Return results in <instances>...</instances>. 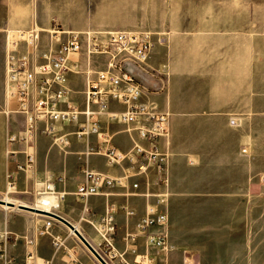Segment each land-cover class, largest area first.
Masks as SVG:
<instances>
[{
  "label": "crops",
  "instance_id": "obj_1",
  "mask_svg": "<svg viewBox=\"0 0 264 264\" xmlns=\"http://www.w3.org/2000/svg\"><path fill=\"white\" fill-rule=\"evenodd\" d=\"M71 30L81 28L140 30L132 23L99 22L87 25L78 20L64 21ZM246 23L244 15H232L214 22L212 15L179 13L169 24L157 29H168L166 40L156 42L150 54V63L168 71L166 88L159 93H147L146 98L159 110L167 111L168 135L160 138L159 146L168 155L169 176L165 231L171 250L166 264H264L260 214L261 187L264 178L254 167H246L239 147L244 144L247 122L264 115V69L261 67V38L259 28ZM47 27L49 19L37 2L31 0H0V194L6 188V174L15 169V163L6 155L8 129H17L21 118L14 112L15 102L6 94V28ZM252 27V31H245ZM147 30V29H141ZM258 33V34H257ZM257 34V35H256ZM263 70V75H262ZM71 99L81 102L83 82L80 76H71ZM73 86L78 88L74 89ZM73 94H79L80 98ZM235 118V121L231 119ZM247 121V122H246ZM114 143L127 149L131 142L123 126L110 124ZM49 146V139H37L36 165L29 181L30 188L47 173L61 175L55 182L57 189L68 195L59 207V214L73 224L86 240L97 248L99 236L90 222H95L106 202L127 203L136 216L127 220L121 212L116 215L115 243L126 231H133L137 217L143 213L144 200L136 196L103 194L78 200L72 194L83 180L73 154L64 155ZM72 139V150L81 149ZM249 148L251 146L249 145ZM254 159L258 147L252 144ZM15 159L22 160V155ZM89 166L115 176L118 166H107L100 156H90ZM23 174L17 172L15 180ZM252 197L250 201L245 197ZM89 208V212L83 210ZM14 209V207H10ZM40 216V215H38ZM43 218L33 217L27 210L11 212L0 210V230L6 228L19 235L34 238L33 249L38 257L50 258L52 264H97L79 244V238L61 223H54L52 235L63 239V246L54 251L52 237H37L36 228ZM80 243H82L80 241ZM83 244V243H82ZM143 242L138 240L139 250ZM26 252L23 240L7 246V253L21 260Z\"/></svg>",
  "mask_w": 264,
  "mask_h": 264
},
{
  "label": "built area",
  "instance_id": "obj_2",
  "mask_svg": "<svg viewBox=\"0 0 264 264\" xmlns=\"http://www.w3.org/2000/svg\"><path fill=\"white\" fill-rule=\"evenodd\" d=\"M4 33L6 94L15 102L10 112L21 118L20 126L8 129L6 135V155L14 161L15 169L6 174L5 194L15 192L17 172L25 180L29 173L32 179L37 139L43 135L49 139L50 147L75 156L83 176L72 192L76 199L103 194L144 200V210L134 230H126L120 237L122 249L115 243L116 215L121 212L129 224L136 216L134 208L111 200L105 203L97 220L90 222L99 236L95 250L106 264H166L171 250L165 231L168 155L160 148L159 140L168 135L169 114L146 98L150 92L146 84L154 72L147 62L154 43H162L164 38L154 37L156 33L148 30H66L56 21L48 28L32 25L26 29L6 28ZM100 56L105 60L98 64ZM71 76L82 78L81 102L70 97ZM110 124L123 126L131 142L127 149L114 143ZM72 139L82 148L72 150ZM16 155H22V160L15 159ZM93 155L102 157L107 166L120 167L121 173L112 176L94 170L88 161ZM56 181L62 182L63 177L47 173L36 181L29 206L60 215L59 207L68 192L57 189ZM83 210L89 212L86 206ZM29 212L43 218L35 235L51 236L54 251L62 247L63 239L52 235L51 229L54 223H64L52 215ZM139 239L143 242L141 251ZM19 240H23L26 252L21 260H15L7 253V246ZM33 244L34 238L27 234L1 229L0 264H52L50 258L36 255Z\"/></svg>",
  "mask_w": 264,
  "mask_h": 264
},
{
  "label": "rangeland",
  "instance_id": "obj_3",
  "mask_svg": "<svg viewBox=\"0 0 264 264\" xmlns=\"http://www.w3.org/2000/svg\"><path fill=\"white\" fill-rule=\"evenodd\" d=\"M31 2L32 4L34 2L36 4L37 2V5L40 6L49 19V25L53 21H56L61 28L66 30L71 29L65 26L64 21L71 19L78 20L80 23H85L87 25L93 23L97 24L100 21L132 23L137 27H142L140 30L145 28L148 31L156 33L154 37L161 36L164 38V41L169 31L168 29H157V25H171L173 16L179 13L209 14L212 15L214 22L217 23H219L222 18H230L232 15L243 14L246 23L250 22L252 23L251 25L254 24L256 26V29L259 28L260 30L261 67L264 69V0H31ZM49 25L45 28H48ZM249 29L251 30L252 27L246 28L245 31H249ZM77 30L109 31L114 29L86 27ZM157 33L160 35H157ZM42 37L46 39V34L42 33ZM104 60L103 56L98 57V64L103 63ZM147 64L150 69L154 70L153 75L149 77L150 81L146 84L147 87H149L150 93L162 92L167 86V69L153 66L150 63V57ZM160 85H162L161 89L158 88ZM73 88L76 89L78 87L73 86ZM73 95L78 99L80 98L79 94ZM262 108L264 109V101H262ZM231 121H235V118L231 119ZM251 122L253 124V120H251ZM251 122H247L245 130L248 132L245 133L244 144H241L239 147V154L245 159L246 168H249V171L253 168L252 162H255V173L257 172L264 178V115L255 120L254 133L251 132ZM254 142L255 145L257 144L259 152V157H257L256 160H253L254 151L252 149V144ZM249 145L251 148H249ZM55 150L56 148L53 149V151ZM30 179L31 175L28 173V180H25L23 176L19 180H15V192H9L5 195V188L4 192L0 194V198L9 197L15 199L17 201L16 205H18V201L26 205L32 204L34 196L33 189L30 188L29 185ZM261 188L263 190H261L259 217L262 224H264V186ZM24 189L27 191L24 193L21 192ZM245 198L250 201L252 197L247 196ZM0 210L2 212H22V209H17V206H15L14 209L10 207L5 209L0 205ZM30 214L35 218L40 217L32 213ZM261 232V243L264 244V229H261ZM78 242L89 255L93 256L84 244L80 243V241ZM262 250L264 251V245H262ZM95 260L97 264H101L96 258Z\"/></svg>",
  "mask_w": 264,
  "mask_h": 264
},
{
  "label": "water",
  "instance_id": "obj_4",
  "mask_svg": "<svg viewBox=\"0 0 264 264\" xmlns=\"http://www.w3.org/2000/svg\"><path fill=\"white\" fill-rule=\"evenodd\" d=\"M6 202L0 198V204H5ZM10 207H14V203L13 202H8L7 203ZM18 209H22V210H27V211H31V212H38V213H42V214H48V215H52L53 217H55L56 219L60 220L62 223H64L68 228H70L73 233L79 238V240L88 248V250L92 253V255L101 263V264H106V262L100 257V255L98 254V252L95 250V248L86 240V238L77 230V228L71 224L69 221H67L65 218H63L60 215H56V214H49L46 212H41L38 211L34 208H32L29 205H24V204H18L17 205Z\"/></svg>",
  "mask_w": 264,
  "mask_h": 264
},
{
  "label": "bare ground",
  "instance_id": "obj_5",
  "mask_svg": "<svg viewBox=\"0 0 264 264\" xmlns=\"http://www.w3.org/2000/svg\"><path fill=\"white\" fill-rule=\"evenodd\" d=\"M8 190L10 191L11 188L9 187ZM5 195H7V194H5ZM3 200H4L6 203H5V204H0V205H2L3 208H5V209L10 207V206L7 204L8 202H13V203L15 204L14 207L17 206V205H16V202H17V201H16L15 199H12V198H9V197H4ZM18 202H19L18 204H24V205H26L25 203H23V202H21V201H18ZM69 229H70V228H69ZM70 232L73 233V231H72L71 229H70ZM73 234H74V233H73ZM74 235H75V234H74Z\"/></svg>",
  "mask_w": 264,
  "mask_h": 264
}]
</instances>
